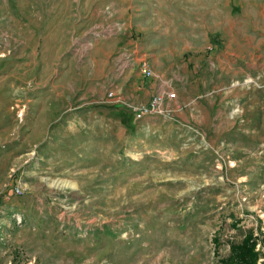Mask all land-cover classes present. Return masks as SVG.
I'll return each mask as SVG.
<instances>
[{"label":"rangeland","instance_id":"rangeland-1","mask_svg":"<svg viewBox=\"0 0 264 264\" xmlns=\"http://www.w3.org/2000/svg\"><path fill=\"white\" fill-rule=\"evenodd\" d=\"M250 232L264 264V0H0V264H223Z\"/></svg>","mask_w":264,"mask_h":264},{"label":"built area","instance_id":"built-area-1","mask_svg":"<svg viewBox=\"0 0 264 264\" xmlns=\"http://www.w3.org/2000/svg\"><path fill=\"white\" fill-rule=\"evenodd\" d=\"M143 77L145 80H152L156 74L149 64L147 59L143 60L140 65ZM109 98L115 99L119 103L127 106L138 118H142L146 114H160L168 118H174L177 112V108L173 106L171 101L177 97L175 91L162 90L151 96L146 103H134L126 99L121 93H118L115 89H111L107 93ZM16 192H21V187H15Z\"/></svg>","mask_w":264,"mask_h":264},{"label":"trees","instance_id":"trees-1","mask_svg":"<svg viewBox=\"0 0 264 264\" xmlns=\"http://www.w3.org/2000/svg\"><path fill=\"white\" fill-rule=\"evenodd\" d=\"M253 232L248 233L240 242L231 244L228 257L222 259L223 264H257L260 252L257 250V241ZM216 243L219 239L215 237Z\"/></svg>","mask_w":264,"mask_h":264},{"label":"crops","instance_id":"crops-1","mask_svg":"<svg viewBox=\"0 0 264 264\" xmlns=\"http://www.w3.org/2000/svg\"><path fill=\"white\" fill-rule=\"evenodd\" d=\"M145 81H146V80H145ZM150 86H152V85H150ZM138 89H141V87H139L138 85H135V86H134V90H135L137 93H138ZM133 96H134V99H135V100L133 99V102H134V103L139 102V98H138V97L140 96V94H138V96H137V95H136V96L133 95ZM135 101H136V102H135Z\"/></svg>","mask_w":264,"mask_h":264}]
</instances>
